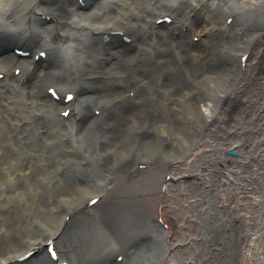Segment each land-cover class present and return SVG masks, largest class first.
Here are the masks:
<instances>
[{
    "label": "bare ground",
    "instance_id": "obj_1",
    "mask_svg": "<svg viewBox=\"0 0 264 264\" xmlns=\"http://www.w3.org/2000/svg\"><path fill=\"white\" fill-rule=\"evenodd\" d=\"M0 264H264V0H0Z\"/></svg>",
    "mask_w": 264,
    "mask_h": 264
},
{
    "label": "rangeland",
    "instance_id": "obj_2",
    "mask_svg": "<svg viewBox=\"0 0 264 264\" xmlns=\"http://www.w3.org/2000/svg\"><path fill=\"white\" fill-rule=\"evenodd\" d=\"M165 125H163V127H164ZM166 127V126H165ZM151 128V126H148L147 127V129H150ZM182 141H184V138H183V135L182 134H179V132L178 131H176V142H175V145H174V148H173V150L171 151V153H175V150H176V148H177V146L180 144V143H182ZM172 147H173V145H172ZM156 171H157V169L156 170H154V173L153 174H150L151 175V182L153 183V185H156V187H161L162 189H161V194L159 195V196H161V197H163L162 195L165 193V184H168V182L169 183H171L172 185H178L179 183H178V181L177 180H173L172 178H170V175H171V173H174V171H172L170 174L168 173V172H166V173H168L169 174V177L168 178H166V179H164L163 178V182H161V180H160V178H159V176L157 175V173H156ZM152 173V172H151ZM157 176H156V175ZM66 175V174H65ZM64 175V176H65ZM154 176V177H153ZM156 177H158V178H156ZM153 179H154V182H153ZM158 179V180H157ZM176 179H178V176L176 177ZM117 180H119V178H118V176H117V179L115 180V182H117ZM191 180H193L192 178H191ZM187 185H189L188 183H186L184 186H187ZM178 186H180V184L178 185ZM172 190H173V188H172ZM108 190L106 189V190H104L103 192L104 193H106ZM159 192V190L157 189V191H156V193H158ZM155 209V211L156 212H158V213H160L161 215H162V217L164 216L163 215V213L159 210V208L158 207H155L154 208ZM204 210H206L205 208H204ZM192 212H193V214L195 213V211H193V209H192V211H191V213L190 214H192ZM160 215V216H161ZM72 216H70V219H68L67 221H69L71 224H75L77 221H78V219L79 218H77V219H75V220H77V221H74V219L73 218H71ZM81 219V218H80ZM79 219V220H80ZM72 220L74 221V222H72ZM193 225V223L191 224V226ZM194 235V234H193ZM174 238V237H173ZM192 238H194V236H192ZM221 243V242H220ZM217 245V244H216ZM57 246V249L59 248L58 247V245H56ZM215 247H218L219 249H220V246H215ZM59 250V249H58Z\"/></svg>",
    "mask_w": 264,
    "mask_h": 264
},
{
    "label": "snow or ice",
    "instance_id": "obj_3",
    "mask_svg": "<svg viewBox=\"0 0 264 264\" xmlns=\"http://www.w3.org/2000/svg\"><path fill=\"white\" fill-rule=\"evenodd\" d=\"M53 256H55V253H52Z\"/></svg>",
    "mask_w": 264,
    "mask_h": 264
}]
</instances>
